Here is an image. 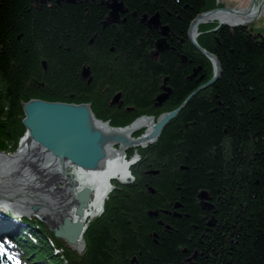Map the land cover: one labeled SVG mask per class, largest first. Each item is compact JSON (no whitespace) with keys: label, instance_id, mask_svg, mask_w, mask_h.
<instances>
[{"label":"trees","instance_id":"1","mask_svg":"<svg viewBox=\"0 0 264 264\" xmlns=\"http://www.w3.org/2000/svg\"><path fill=\"white\" fill-rule=\"evenodd\" d=\"M109 1L0 0V151L15 150L26 131L24 102H70L37 93L41 82L59 95L93 94L101 84L104 97L91 108L115 127L184 108L154 144L129 149L128 159L136 150L140 157L130 168L134 182L112 181L103 213L87 226L82 252L44 221L23 216L15 220L25 229L0 237V264H189L194 253L191 264H264V36L246 26L200 25L197 41L221 67L218 80L200 89L213 67L191 43L190 26L223 4L118 0L128 12L120 24L106 27ZM155 14L172 42L168 55L157 57L160 33L142 21ZM183 58L197 62L198 81L188 82L193 73ZM90 69L88 81L82 75ZM165 77L174 95L158 108ZM118 92L133 113L109 106ZM201 191L209 194L213 211L198 205ZM164 212L180 217L166 219Z\"/></svg>","mask_w":264,"mask_h":264},{"label":"bare ground","instance_id":"2","mask_svg":"<svg viewBox=\"0 0 264 264\" xmlns=\"http://www.w3.org/2000/svg\"><path fill=\"white\" fill-rule=\"evenodd\" d=\"M252 10L251 12L246 11L244 13H228L223 12V10H218L215 13L204 16L199 21L194 31L197 32L200 25L214 22L227 23L229 25L247 24L255 18V15H252ZM256 14H258V12ZM160 47L164 48V44H162V46L160 45ZM167 91L168 89H164L161 94L156 96V107L161 108L169 99L170 94L161 103ZM183 108L184 106H180L172 111L161 113L157 118L151 116L155 120L140 119L135 123L134 129L138 127L146 128L148 130L147 133H151L154 123L157 122V119H160V116L162 117L165 114L179 109L178 115ZM93 118L94 122L92 129L101 134V139L104 137V149L107 153L105 160L99 163V167L95 171H86L71 164V161L67 159L55 157L49 151L44 150L42 147L32 142L30 138H26L21 143L19 150L13 154H4L0 151V197H9L17 201L19 205L17 208L21 211L19 212L15 209H11L8 212L17 219L23 216L31 219H43L46 224L49 222L47 226L50 230L51 228L58 229L65 219L72 223L78 222L82 224L84 230L81 235H79L76 242L68 244L63 240L71 249L78 252H82L85 248L84 234L88 224L100 216L104 211V203L114 187L112 181H117L123 185L133 183L134 177L131 174L130 168L140 160L139 155H137V150L131 159L127 158V153L130 151L129 149L138 147H122L120 149L119 146H112V142L110 141L114 135L117 134L119 136L120 132L114 133L111 127H107L101 121L100 123L97 117L93 116ZM134 129H127L126 132H124L126 137H134ZM157 140L158 139H156V141ZM148 141L149 136H146V142H142V145L147 143L144 148L156 142L150 143ZM150 172H147V174L149 176L153 175L150 174ZM72 188H74L73 191ZM84 189H89L91 196L87 208H85L84 215L79 218L75 213L78 206L76 198L79 192ZM148 192L151 193V190L148 189ZM197 200L202 210L207 212L214 210L213 205L209 203L210 196L207 192L201 191L197 196ZM5 203V201L0 200V210H5L2 205L9 206ZM35 206L38 207L36 212L33 211ZM174 208L178 209L181 208V206L175 204ZM1 212V238L6 237V233L18 235L21 228H26V225L15 220L16 218L14 219ZM148 216L152 218L157 217L156 214H150L149 212ZM172 216L175 218L180 217L176 213L172 214ZM214 223L215 220L211 217L208 226H213ZM159 225L162 226L161 223ZM5 228L8 229L7 232H5ZM164 230L169 231L170 228L164 227ZM196 255L197 253H194L191 258L186 260V263L191 264L192 259H195Z\"/></svg>","mask_w":264,"mask_h":264},{"label":"water","instance_id":"3","mask_svg":"<svg viewBox=\"0 0 264 264\" xmlns=\"http://www.w3.org/2000/svg\"><path fill=\"white\" fill-rule=\"evenodd\" d=\"M57 1L75 3V0H57ZM106 7L109 9V15H110L109 22L112 23L119 22L121 16L125 15L128 12L123 2L118 0L109 1L106 4ZM261 7L264 8V0H252L251 6L248 9H246L244 12L246 11L251 12V10L253 9L252 15H256V13ZM218 10H223V12H228V13L238 12L233 9L226 10V8L214 9L206 13H203L197 18H195V20L192 22L190 26L189 33L191 36L190 38L192 44L199 52L205 55L213 63V77L210 79L208 83L202 85L200 89H204L208 86H211L218 80L221 74V67L216 57L199 45L197 38L200 34L195 32L194 29L197 27L199 21L204 16L215 13ZM142 21L144 23H147V25L150 28L159 30L161 37L155 43V49H156L155 55L157 56L159 55V53L166 51L169 47L167 43L169 27L162 24L160 14H155L150 18L143 17ZM252 21L248 22L247 24H250ZM247 24L229 25L227 23L218 22L219 26L226 25L231 28H236L239 26H247ZM106 25L107 22L105 23V26ZM162 44H164V48L160 47V45L162 46ZM84 72L85 73H83V76L87 77L89 75V71L85 70ZM165 95L167 94L161 96H163L164 98ZM120 97H121V93H117L113 98L112 104L117 103ZM162 102L163 101H161V103ZM22 107L24 112L23 124L26 128V133L23 139L21 140L20 144L26 138H30L32 142L39 145L44 150L49 151L55 157L60 159H67L71 161V164L80 167L81 169H84L86 171H90V170L95 171L96 169H98L99 163L105 160L107 154L104 149L105 139L104 137L101 139V134L92 129L94 122L93 116L95 115L91 111L89 105L86 104L77 105V104H70L64 102H49L39 99H31L28 102H24L22 104ZM178 112L179 109L170 112L168 114H165L162 117L160 116L159 117L160 119H157V122L154 123L153 130L151 133H147L148 130L146 128L138 127L134 129L135 123L141 118L137 119L130 127L134 129V137L131 136L126 137V135L124 134V132H126V130L129 129L128 127L124 129L112 128L111 130L114 133L120 132V135L118 136L116 134L113 136L112 140L110 141L112 142L111 145L119 146L120 149L122 147L144 148L147 145V143L145 145H142V142H146V136H149L148 142L154 143L156 139L160 137L165 126L177 115ZM150 119L155 120L153 117ZM102 123L108 127L107 123L105 122ZM142 131L143 133H141ZM1 153L7 154L5 152H1ZM157 173L158 172H150V174H157ZM73 189L74 188H72V191ZM148 189L151 190L152 194L155 193L152 187H149ZM90 196H91V192L89 189H84L81 192H79V194L77 195L76 200L78 202V206L75 213L79 218H81L84 215V211L85 208H87V205L90 200ZM2 197L4 196H1L0 200L5 201L7 205L21 212L17 208L19 207L17 201L10 199L9 197H4V198ZM37 210L38 207L35 206L33 211L36 212ZM149 213L156 214V216H158L157 212L149 211ZM42 221L44 220L42 219ZM83 230H84V226L82 224L78 222L72 223L67 219L63 221L62 225L60 224L58 229L51 228V231L54 233L56 237L65 240L68 244H72L76 242L79 235H81V233L83 232Z\"/></svg>","mask_w":264,"mask_h":264},{"label":"flooded vegetation","instance_id":"4","mask_svg":"<svg viewBox=\"0 0 264 264\" xmlns=\"http://www.w3.org/2000/svg\"><path fill=\"white\" fill-rule=\"evenodd\" d=\"M118 24H120V21L119 22H117V23H112V22H108L107 23V26H110V25H113V26H117ZM106 26V27H107ZM150 28V27H149ZM154 30V29H153ZM153 30H152V28H150V31L151 32H153ZM154 31H156V32H159V30H154ZM160 37V36H159ZM168 39H169V37H168ZM190 39V38H189ZM169 42H171V41H168V44H169V48L166 50V51H164V52H162V54H167L168 53V50H170V46H171V44L169 43ZM172 43V42H171ZM177 44V43H176ZM178 45V44H177ZM155 51H156V49H155V47H154V50H153V56L154 57H157L156 55H155ZM159 54H161V53H159ZM168 55V54H167ZM166 56V55H165ZM194 59V58H193ZM192 59V60H193ZM181 63H182V66H184V67H186L187 65H191V69H192V73H193V76L189 79V81L188 82H191L192 81V79L194 78V80L196 81H198V76H199V72H200V70H198L197 71V73L195 74V72H196V67H197V62L195 61V60H193V63L191 62V61H189L188 59H186L185 61L182 59V61H181ZM196 63V64H195ZM178 68V67H177ZM44 71L45 72H47V69L45 68L44 69ZM90 71H91V69H90ZM93 73H92V71L90 72V75L89 76H87V77H85L86 79L85 80H88L89 81V78L91 79V80H93ZM82 77H83V75H82ZM167 77H165L164 79H163V83H162V85H161V87H160V93L159 94H161V92L164 90V89H168V90H170L171 91V93H170V96H169V99H171V97L174 95V89L171 87V85H169V79H166ZM177 79V78H176ZM177 81L179 82V79H177ZM39 84L40 83H38V85L37 86H39ZM41 87L39 86L38 88H37V93H41L44 97H60V99H64V100H67V101H70L69 103H76V104H79L80 102L79 101H83V100H92V104L93 105H95V104H99V102L103 99V97H104V90H103V87H102V85L101 84H99V86L97 87V89L94 91L95 93H93V94H87V93H83V92H73V91H71V92H66L65 94H63V95H59V94H61V92L60 93H58V92H56V91H53V90H48V88H45V86H44V83L43 82H41ZM119 93V92H118ZM115 95V94H114ZM114 95L112 96V99L114 98ZM111 99V100H112ZM169 99L164 103V105L163 106H166L169 102ZM111 100H110V104H109V106L110 107H116L118 110L119 109H127L128 111H130V113H133V111H134V107H126L125 105H124V101H123V94L121 93V97H120V99H119V101L117 102V103H115V104H112L111 103ZM113 111H116L115 109H113ZM165 213H167V214H165ZM164 216H165V218L166 219H168V217H173L172 216V214H170L169 212H164V214H163ZM165 218H163L164 220H165ZM165 221H167V220H165ZM165 221H159V223L158 224H162V227L164 228V227H169V226H167V224L165 223Z\"/></svg>","mask_w":264,"mask_h":264},{"label":"rangeland","instance_id":"5","mask_svg":"<svg viewBox=\"0 0 264 264\" xmlns=\"http://www.w3.org/2000/svg\"><path fill=\"white\" fill-rule=\"evenodd\" d=\"M217 1V5L218 4H223V6L222 7H218V8H216V9H221V8H226V9H233V10H235V11H238L239 13H241V12H244L246 9H248L250 6H251V2H252V0H216ZM212 10H214V9H212ZM258 14H256L255 15V18H254V20L250 23V24H247V26L246 27H250L251 29H252V31L253 32H255V33H259V34H261V35H263L264 36V8H260L259 10H258ZM190 31V30H189ZM197 33H199L200 34V32H199V28H198V31H197ZM201 35V34H200ZM199 35V36H200ZM198 36V37H199ZM191 36H190V33H189V38H190ZM190 41H191V38H190ZM191 43H192V41H191ZM194 46V45H193ZM205 56V55H204ZM206 57V56H205ZM207 58V57H206ZM208 59V58H207ZM183 60L185 61V58H183ZM209 60V59H208ZM210 61V60H209ZM210 63L212 64V67H213V63L210 61ZM199 70V69H198ZM198 70H196V72H195V74L197 73V71ZM170 94V91L168 90L167 91V95H165V97L162 99V101L166 98V96H168ZM80 103L79 104H77V105H81V104H86V105H89L90 106V109H91V111H92V100L90 101V100H83V101H79ZM69 103V102H68ZM70 104H76V103H70ZM93 112V111H92ZM141 119H150V118H152L151 116H148V115H143V116H141L140 117ZM139 118V119H140ZM100 120V119H99ZM100 121H102V122H105V123H107L108 124V127H111V128H115V129H124V128H126V127H128V128H130L131 127V125L136 121H133L132 123H130L129 125H127V126H124V127H115V126H112L111 124H110V122L109 121H103V120H100ZM25 133H26V131H25ZM25 133H24V135L20 138V140H19V142H18V145H17V148L14 150V149H11V150H9V152H5V153H7V154H13V153H15V152H17L18 151V149H19V147H20V142H21V140L23 139V137L25 136ZM141 133H143V131L141 132ZM14 150V151H13ZM114 180V179H113ZM152 193V192H151ZM105 204V203H104ZM32 219H35V218H32ZM37 219V218H36ZM48 224H49V222H48ZM47 224V225H48Z\"/></svg>","mask_w":264,"mask_h":264}]
</instances>
